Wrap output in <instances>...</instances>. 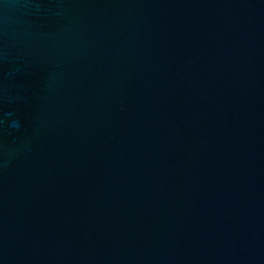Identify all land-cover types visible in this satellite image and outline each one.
I'll return each mask as SVG.
<instances>
[{"label":"water","instance_id":"water-1","mask_svg":"<svg viewBox=\"0 0 264 264\" xmlns=\"http://www.w3.org/2000/svg\"><path fill=\"white\" fill-rule=\"evenodd\" d=\"M0 264H264V0H0Z\"/></svg>","mask_w":264,"mask_h":264}]
</instances>
